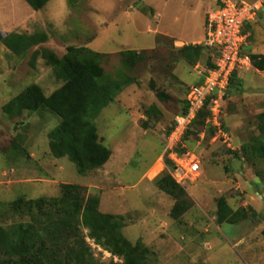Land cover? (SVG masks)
<instances>
[{
	"label": "rangeland",
	"instance_id": "1",
	"mask_svg": "<svg viewBox=\"0 0 264 264\" xmlns=\"http://www.w3.org/2000/svg\"><path fill=\"white\" fill-rule=\"evenodd\" d=\"M222 1L52 0L40 12L39 25L33 30L49 35L41 47L59 57L70 46L85 47L101 53L106 73L114 75L123 70L122 52L134 50L146 56L126 72L135 82L95 119L111 157L103 168L86 175L79 174L68 159H56L50 152L48 133L60 124L59 117L39 112L10 118L3 113V106L28 86L38 84L50 96L62 83L41 58L35 69L30 66L37 47L27 56L16 57L0 44V203L20 197L55 198L61 185H79L85 197L99 198L100 212L126 219L125 237L133 243L142 241L152 253L153 264H264V162L251 163L234 154L260 136L264 72L252 66L238 70L242 93L227 92L223 98L221 130L212 135L210 127L199 133L195 128L186 143L182 145L181 140L173 149L177 152L185 146L182 155L195 153L201 166L195 182L180 185L190 205L181 218H171L176 200L156 185L158 177L171 175L166 165V161L173 164L167 147L169 132L197 81L198 68L207 69L208 61L215 59L207 48L199 63L188 65L174 48L183 45L175 42L173 46L172 36L187 42L204 38L205 14ZM245 30L247 50L264 55V16L259 15ZM161 92L169 99H159ZM153 109L157 112L148 116ZM15 146L25 153L18 154ZM220 197L235 211L247 209L255 214L236 225L218 226ZM84 234L87 237L89 231L84 229ZM91 253L99 264L109 262Z\"/></svg>",
	"mask_w": 264,
	"mask_h": 264
},
{
	"label": "trees",
	"instance_id": "2",
	"mask_svg": "<svg viewBox=\"0 0 264 264\" xmlns=\"http://www.w3.org/2000/svg\"><path fill=\"white\" fill-rule=\"evenodd\" d=\"M24 1L35 12H40L51 0ZM223 5L222 1L213 9ZM259 15L263 17L264 12L261 11ZM250 24L251 22L245 24V33V28ZM48 41L49 35L46 32L8 34L0 31V44L16 57L27 56L31 49L37 47L31 55L30 66L35 69L37 60L41 58L52 68L56 80L62 83L50 96L44 93L41 86L32 84L6 103L2 110L10 118L39 112L59 117L60 124L48 133L50 152L56 159H68L79 174L86 175L103 168L111 157V151L100 140L95 119L115 102L124 88L135 82L126 72H131L146 56L144 52L134 50L122 52L123 70L111 75L102 66L104 57L101 53L85 47L70 46L66 54L59 57L53 51L41 47ZM172 43L174 46L175 40ZM247 46L243 48V54L249 56L252 67L264 72V55L251 54ZM174 48L188 65L194 67L201 61L208 47L189 44ZM214 66L215 59L214 63L208 61L207 68ZM238 76L239 71H235L230 77L224 98L227 92L231 96L242 93V82ZM158 97L163 101L169 99L162 92L158 93ZM210 105L211 99H208L205 108L183 136L182 145L195 128L199 133L203 128L210 127L208 131L212 135L219 131L212 124L205 123L210 115ZM188 110L186 97L180 116L187 115ZM156 112L153 109L148 116ZM222 119L223 115L221 123ZM259 119L260 136L244 145L240 152L234 153L237 158L241 159L243 156L251 163L264 162V115H260ZM175 127L176 121L169 134ZM182 145L181 149L176 150L178 155L187 151ZM15 149L18 154L25 153L18 146ZM166 165L169 170H173L171 162L166 161ZM156 185L160 191L176 200L171 218H181L190 206L186 190L167 173L157 178ZM99 207V198L85 197L84 188L74 184L61 185L59 197L31 200L20 197L11 203H0V264H99L91 253L92 248L86 241L84 229L89 231V236L104 250L122 259L121 263L109 261L107 264H153L150 260L152 253L142 241L133 243L125 237L123 229L126 227V219L102 213ZM249 214L253 215L255 212L247 209L235 211L225 197L217 199L218 226L239 224L248 219ZM18 217L29 221L15 222L14 219Z\"/></svg>",
	"mask_w": 264,
	"mask_h": 264
},
{
	"label": "built area",
	"instance_id": "3",
	"mask_svg": "<svg viewBox=\"0 0 264 264\" xmlns=\"http://www.w3.org/2000/svg\"><path fill=\"white\" fill-rule=\"evenodd\" d=\"M223 4L221 8L207 12L205 20L206 37L203 44L215 51V66L207 69L198 68V82L190 88L187 96L188 113L176 118V127L167 141V147L172 152L170 159L174 165L171 176L179 185H184V181L195 182L200 176L201 166L195 153L188 152L178 155L173 152V149L205 108L208 99H211V105L207 122L221 130L220 119L223 115L221 103L227 91L230 77L235 71L248 69L252 66L249 56L243 54V48L247 46L248 40L244 26L247 22L256 20L264 9V0H256L253 4L242 0H224ZM86 241L92 251H95L98 256H100L99 254L104 256V260L115 263L122 262L121 258L104 250L89 235H87Z\"/></svg>",
	"mask_w": 264,
	"mask_h": 264
},
{
	"label": "crops",
	"instance_id": "4",
	"mask_svg": "<svg viewBox=\"0 0 264 264\" xmlns=\"http://www.w3.org/2000/svg\"><path fill=\"white\" fill-rule=\"evenodd\" d=\"M52 1V0H51ZM50 3V2H49ZM42 12V11H40ZM40 12H35L25 1L23 0H0V31L11 34H32L34 28L38 27V16ZM207 14V13H206ZM204 18V28L205 20ZM206 37V31H205ZM205 37L202 39L193 40L191 42L175 39L176 44L181 45H201L204 43ZM177 40V41H176ZM198 82V78L197 81ZM161 165L164 162L163 155L160 157ZM165 164V163H164ZM164 168V165H163Z\"/></svg>",
	"mask_w": 264,
	"mask_h": 264
},
{
	"label": "water",
	"instance_id": "5",
	"mask_svg": "<svg viewBox=\"0 0 264 264\" xmlns=\"http://www.w3.org/2000/svg\"><path fill=\"white\" fill-rule=\"evenodd\" d=\"M242 1H245L247 2L248 4H253L256 2V0H242ZM262 12H264V9H262Z\"/></svg>",
	"mask_w": 264,
	"mask_h": 264
}]
</instances>
